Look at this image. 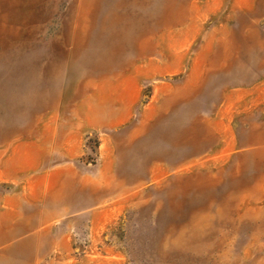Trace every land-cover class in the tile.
Returning a JSON list of instances; mask_svg holds the SVG:
<instances>
[{"label": "rangeland", "instance_id": "374dc122", "mask_svg": "<svg viewBox=\"0 0 264 264\" xmlns=\"http://www.w3.org/2000/svg\"><path fill=\"white\" fill-rule=\"evenodd\" d=\"M0 264H264V0H0Z\"/></svg>", "mask_w": 264, "mask_h": 264}]
</instances>
